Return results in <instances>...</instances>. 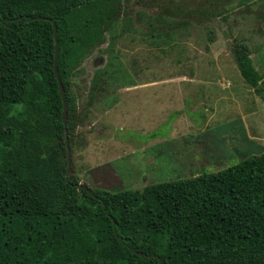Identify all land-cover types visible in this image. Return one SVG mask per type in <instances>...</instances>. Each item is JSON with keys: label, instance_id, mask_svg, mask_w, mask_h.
I'll use <instances>...</instances> for the list:
<instances>
[{"label": "trees", "instance_id": "16d2710c", "mask_svg": "<svg viewBox=\"0 0 264 264\" xmlns=\"http://www.w3.org/2000/svg\"><path fill=\"white\" fill-rule=\"evenodd\" d=\"M159 1L145 5L196 22L231 2ZM121 4L0 0V264H264V150L141 190L84 184L91 194L76 186L73 162L66 173L65 138L73 155L77 129L106 88L94 85L95 94L79 102L72 75L105 40ZM54 26L66 125L53 70ZM229 51L244 81L264 98L248 43L235 37ZM44 182L57 196L35 211L25 198ZM67 204L72 212L63 209Z\"/></svg>", "mask_w": 264, "mask_h": 264}, {"label": "rangeland", "instance_id": "374dc122", "mask_svg": "<svg viewBox=\"0 0 264 264\" xmlns=\"http://www.w3.org/2000/svg\"><path fill=\"white\" fill-rule=\"evenodd\" d=\"M121 1L105 40L72 75L79 102L94 85L106 86L77 129L71 162L78 182L114 192L141 190L262 152L264 98L242 78L229 43L235 37L248 43L263 80L264 0H231L201 22L159 15L145 0ZM167 1L190 0L159 4ZM161 84L179 85L180 92L160 90ZM158 92L154 103L150 97ZM56 196L44 182L25 199L42 212Z\"/></svg>", "mask_w": 264, "mask_h": 264}, {"label": "water", "instance_id": "95a60500", "mask_svg": "<svg viewBox=\"0 0 264 264\" xmlns=\"http://www.w3.org/2000/svg\"><path fill=\"white\" fill-rule=\"evenodd\" d=\"M53 33H54V38H55L53 70H54V74H55V76L57 78V81H58V88H59V92H60L61 99H62V104H63L61 119H62L63 124L66 125V121H67V117H66L67 103H66V99H65V96H64L63 84H62V82L60 80L58 69H57V66H56L57 57H58V41H57V38H56L57 30H56L55 26L53 28ZM64 130H65V134H67V129L65 128ZM65 143H66V146H67V172L66 173L68 174V171H69V168H70V165H71V151H70V148L68 146L67 138H65ZM76 186L84 187V185H82L81 183L80 184H76ZM84 188L86 190H88V192H90L92 194V191L90 189H88L87 187H84Z\"/></svg>", "mask_w": 264, "mask_h": 264}, {"label": "crops", "instance_id": "0c3cea01", "mask_svg": "<svg viewBox=\"0 0 264 264\" xmlns=\"http://www.w3.org/2000/svg\"><path fill=\"white\" fill-rule=\"evenodd\" d=\"M190 79L193 81L194 78H190ZM161 85L162 86H158L160 90L162 89L164 91V90H167V89H170V90L171 89H178L177 91L180 92V89L179 88H181V87L179 85L178 86L175 85V84H170V85H163V84H161ZM160 93L159 92L158 93H154V94H152L153 96L150 95L151 96L150 97V100L155 103L158 100V98L160 97ZM169 99H170V97H169ZM163 100H164V103H166V99H164V98H161L160 101H163Z\"/></svg>", "mask_w": 264, "mask_h": 264}, {"label": "clouds", "instance_id": "9594fccd", "mask_svg": "<svg viewBox=\"0 0 264 264\" xmlns=\"http://www.w3.org/2000/svg\"><path fill=\"white\" fill-rule=\"evenodd\" d=\"M67 113V112H66ZM77 184H80L79 182L77 183ZM82 185H84L83 183H81ZM78 187V186H77ZM84 187H86L85 185H84ZM89 189V188H88Z\"/></svg>", "mask_w": 264, "mask_h": 264}]
</instances>
